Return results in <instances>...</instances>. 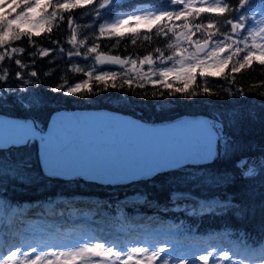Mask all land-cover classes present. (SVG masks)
<instances>
[{
  "label": "trees",
  "instance_id": "16d2710c",
  "mask_svg": "<svg viewBox=\"0 0 264 264\" xmlns=\"http://www.w3.org/2000/svg\"><path fill=\"white\" fill-rule=\"evenodd\" d=\"M60 2L62 0H52L53 5ZM102 2L92 0V4H81L69 11L57 10L56 19L43 28L32 30L30 36H22L0 47V53L5 48L17 49L0 61V78L7 73L6 80L0 79V94L7 93L4 97L6 102L0 101V117H13L29 127L35 124V128L44 133L52 115L59 110L109 111L149 125L163 124L184 116H201L214 132L216 143L220 137V155L211 163L183 164L133 180L102 183L81 175L46 174L40 161L39 140L32 136L26 144L0 150V234L16 231L18 235L15 237H22L24 233L19 230L27 223L19 221L21 212L18 210L11 223L6 222V215L13 207L27 204L34 209L33 214L28 219H24L26 214H21V219L32 223L31 238L40 240L41 235L37 233L41 231L44 239H50L52 235L63 239L61 232L65 230L67 235L66 229L70 227L78 234L85 231L80 227L81 218H74L73 214L78 209L74 204L80 201L88 218L99 219L103 223L100 227H93L116 233L120 241L128 232L136 231H141L143 237L159 234L164 238L197 233L199 236L208 234L214 239L224 235L237 242L247 233V240L252 244L264 239V66L253 61L240 72L232 73V64H229L223 71L218 69L215 72L218 76L209 75L203 79L197 70V80L189 92L195 90L199 94L192 96L174 93L175 87L181 86L179 82L173 84V89L166 90L161 85L153 86L151 76L126 73L127 68L97 65L96 53H87V48L95 46L97 53H110L127 59H143L151 55L153 67L167 64L166 58L173 54L177 39L172 32L167 36L157 33V27L165 22L152 25L151 31L146 26L135 25V37L127 27L121 30L124 33L122 37L109 32L101 36L99 25L144 7L170 11L182 9L181 5H171L169 0H114L108 8L101 9L100 17L96 18ZM221 2L227 3L233 11L189 16V27L214 20L219 33H230L226 21L235 20L239 0ZM21 10L17 9V12ZM51 11L53 9L49 7L48 12ZM69 19L76 31V45L70 43L73 33L68 26ZM167 23L169 26H182L185 20L173 19ZM48 27H51V32L47 31ZM219 33L213 38L221 37ZM133 39L135 43H132ZM42 49L51 51L48 56H41ZM77 51L80 56L68 55ZM161 52L164 63L159 59ZM243 55L234 57L232 63ZM16 59L23 67L15 64ZM144 68L145 72L149 70L147 64ZM31 71H36L37 77H30ZM88 71L93 72L92 78L86 76ZM102 71L117 73V87H111L112 81H109L105 90V84L95 81V75ZM17 72L22 73L24 83L15 78ZM130 78L133 81L131 85L124 83ZM85 81H88L91 91L85 86L77 93L64 94L67 87ZM140 84L144 86L140 87ZM58 86L62 89L60 92L52 91ZM203 87L211 89L212 94H204ZM20 88L24 91H19ZM241 88L243 95L237 91ZM229 92L233 94L229 95ZM37 94L41 103L31 111L22 108L16 99L22 95L32 99ZM23 103L28 105V100ZM225 139L228 141L226 155ZM20 162L27 167L19 169L16 173L19 176L13 178L5 174L7 168H16ZM139 196L141 198H136ZM228 202H232L229 207H221ZM46 204L51 205L50 209L45 207ZM37 217L42 219L38 224L33 221ZM157 228L162 232H154ZM165 228L173 229L165 233Z\"/></svg>",
  "mask_w": 264,
  "mask_h": 264
},
{
  "label": "snow or ice",
  "instance_id": "6c2138e0",
  "mask_svg": "<svg viewBox=\"0 0 264 264\" xmlns=\"http://www.w3.org/2000/svg\"><path fill=\"white\" fill-rule=\"evenodd\" d=\"M205 0H200L201 4H204ZM114 0H103L99 5V9L96 12V18L100 17V10L108 8ZM171 5H181L182 9L178 11H170L167 9H143L142 14H129L126 16H117L111 23H101L99 25V33L101 36L105 32L114 34L117 37L124 35L121 32L122 28H129L131 35L134 37L137 35L135 31V25H145L148 31H151L152 25L158 24V22H165L157 27V33L167 36L169 32L176 35L177 40L183 41L188 47H194L195 51L189 53L187 48L177 46L172 55H169L167 61H173L175 63L172 66L160 68L158 73H151L152 76H159V79H151L150 83L153 86L161 85L163 89H173V84L180 83V87H175L174 93L189 94L192 96L199 93L195 90L189 92L191 86L195 84L197 80V70H199L200 78H205L209 75L216 77L218 73H208L205 70L208 68L219 69L223 71L229 64H232L231 72L238 73L246 65H251L253 61H258L260 65L264 66V0H239V8L235 9L238 12L235 20L228 19L227 25L230 26L231 34L219 33L217 23L214 20H209L207 24H194L189 27L187 23L189 16L199 17L203 13H228L233 11L230 9L227 3H222L221 0H215V2L209 6L198 7L196 0H169ZM81 4H92V0H62V2L53 5L52 0H0V47L6 46L9 41H17L22 36H30L33 29H41L45 25L49 24L51 20L56 19L57 10L69 11L75 9ZM49 7L53 11L48 12ZM10 8V11L8 9ZM17 9H22L17 12ZM254 13L251 17L248 13ZM7 13V15L5 14ZM15 13V15H13ZM10 17V18H9ZM183 18L185 23L181 25L172 24L169 26L168 21L180 20ZM250 21V23H246ZM25 25L27 26L25 28ZM68 26L72 30V37L70 43L76 45V31L73 28V22L68 20ZM167 29V31H165ZM179 32L177 34V30ZM194 29V31H193ZM247 29L245 36L241 39H236L238 32ZM51 27L47 28L48 32H51ZM195 32H202L205 39L202 41L192 40V36ZM219 33L221 36L218 40H213V37ZM147 39V37H145ZM252 39L251 46L248 44V40ZM259 41V42H258ZM135 39L132 43H135ZM80 43H83L81 41ZM240 45H243L241 47ZM16 48L10 50L5 48L3 53H0V61L5 59L6 55L15 53ZM22 51V50H21ZM49 49L40 50L41 56H48ZM87 53H96L95 63L97 65H115L117 67H123L129 63V59H122L119 56H104L101 53H97V47L87 48ZM160 50L157 49V52ZM227 53V55H225ZM241 53H244L242 58L233 62L234 57H239ZM69 56H80V52L68 53ZM160 62L164 63L163 53H160ZM130 63L135 66L136 60L131 59ZM16 65H21L19 59L15 60ZM141 65L147 64L151 69L154 64L153 57L151 55L145 56L141 61ZM77 71H80L77 69ZM36 71L29 73L30 77H37ZM139 75V73H137ZM86 76L93 77V72L88 71ZM117 73L114 71H102L95 75V81L105 84V90L109 81H112L111 87H117L115 79ZM169 77L172 78V82H169ZM7 73L0 79L6 80ZM15 78L21 83H24V78L21 72L15 74ZM143 79V77H141ZM132 79H126L124 83L128 85L132 84ZM87 86L91 91V86L88 81L82 83H76L74 87H67L64 92L65 95L77 93L78 90ZM143 87V84L139 85ZM61 87H56L52 91L60 92ZM19 91L23 92L24 89L20 88ZM204 94H212L211 89L203 87ZM243 95V89L237 90ZM229 92V95H232ZM7 93L0 94V101L6 102L4 97ZM17 102L20 103L22 108L26 111H31L38 107L41 103L39 95L37 94L32 99H28L27 96H18ZM24 100H28V105L23 103ZM36 125L33 124L32 128ZM217 131H219L217 129ZM29 138H21L20 140H13L11 142L12 147L20 146L21 144L28 143ZM225 148V155L227 154L228 141H223ZM220 137H217V149L215 152L211 147L203 152L197 153L199 158L204 163L213 162L219 155ZM0 150L3 149V142H0ZM42 160L47 162L48 171L46 174L56 175L60 171L58 164L53 163L52 158L47 149ZM23 162H20L16 168L9 167L6 175L13 176L19 171L20 168H25ZM153 171H155L153 169ZM232 202L222 205V208H227ZM240 244L243 245V253L233 251L232 249L225 250L223 248H214L212 250L205 249L203 252L192 251L189 256H182L178 253L177 245L167 239H162L159 234L149 236L145 240L130 241L127 244H121L119 241L106 240L99 236H83L76 239L74 243L65 242L63 244H48L43 236L37 244H14L8 249V253L0 255V264H209L211 257V264H223L227 261V264H264V249L261 254L256 256L251 254V249L260 248L264 245V239H261L256 244H252L247 240V233L244 237L239 238ZM171 245V251L169 250ZM51 249V250H49ZM182 250V249H181ZM22 258V259H21Z\"/></svg>",
  "mask_w": 264,
  "mask_h": 264
},
{
  "label": "water",
  "instance_id": "95a60500",
  "mask_svg": "<svg viewBox=\"0 0 264 264\" xmlns=\"http://www.w3.org/2000/svg\"><path fill=\"white\" fill-rule=\"evenodd\" d=\"M105 66L123 69L127 64L123 67ZM16 120L0 117L3 148L11 146L13 140H20ZM36 133L45 173L48 164L42 157L47 149L53 163L60 167L56 175H81L102 183H112L117 179L128 181L183 164L204 163L197 153L209 147L215 152L212 132L201 116H184L163 124L149 125L115 112L59 110L52 115L45 132Z\"/></svg>",
  "mask_w": 264,
  "mask_h": 264
},
{
  "label": "rangeland",
  "instance_id": "374dc122",
  "mask_svg": "<svg viewBox=\"0 0 264 264\" xmlns=\"http://www.w3.org/2000/svg\"><path fill=\"white\" fill-rule=\"evenodd\" d=\"M196 2H197V6L198 7H203V6H209V5L213 4L215 2V0H205L204 4H201L200 3V0H196ZM143 9H151V8H146V7L140 8V9L136 10L134 13H136V14H142V11L141 10H143ZM252 15H254V13H251V12L248 13V16L249 17H251ZM121 16H124V15H121ZM113 20L110 21V22H107V23H111V22H113ZM246 23H250V21H248ZM141 25L142 26H145L143 24H141ZM25 27H27V26L25 25ZM33 30H36V29H33ZM121 30H123V28ZM193 31H194V29H193ZM246 31H247V29L238 32V34H237V36L235 38L236 39L243 38L245 36ZM225 33H228V32H225ZM228 34H231V30H230V33H228ZM203 36L204 35H203L202 32H195V34L192 36V40L193 41H196V40L202 41L203 40ZM220 38L221 37L213 38V40H218ZM252 43H253L252 39H249L248 40L249 46H251ZM178 45L187 48V50H188L189 53L195 51L194 47H188V45L186 43H184L183 41L177 40L176 41V46H178ZM240 46L243 47V45H240ZM225 55H227V53ZM130 60L131 59H129V63L127 64V66L125 68H123V69H126L127 68L126 73H139V74H144V75H147V76H151L152 79H159V76L158 75L152 76L151 73H158L159 70H160V68L172 66L175 63V59H174L173 61H169L167 64L162 65L160 67H153V65H154L153 64L151 66V69L149 68V70L145 72L144 71V69H145L144 68V65H141L140 64V61L142 59H134V60H136V65L135 66H133L130 63ZM217 70L218 69L208 68L205 71L206 72H214L215 73ZM169 78H171V77H169ZM1 118H9V117H1ZM16 121L20 125H22L23 127H26L29 130H31L32 133H33L32 135L30 134L31 132L28 133L24 138H29V137H32V136H34V137L36 136L38 138V134L36 132L42 134V132L38 131L36 128H32V127L26 126L24 124H21L18 120H16ZM212 133L215 136L214 132H212ZM215 147H217L216 140H215ZM15 175L19 176L20 174H15ZM144 175H148V174H144ZM131 180H133V179H131ZM136 198H141V197L139 196V197H136ZM28 206H30V205L27 204V205H24V206H22L20 208L15 206L12 209H10L9 212H8V214L6 215V222L11 223L12 220H13V218L15 219L14 216L17 213H19V212H21V214H23V215L26 214L25 215L26 217L24 216V219H28L29 218V215L33 214L32 211H34L33 208H30ZM74 206L76 208H78L75 211H73L74 218H76V217L77 218L78 217L81 218V221H80L81 222L80 223L81 225H80V227L83 228V229H85V231H82V232L80 231V233L77 234V233H75V230H72V228L70 227V228L66 229L67 235L64 233L65 230H64V232H61L60 235L63 236V239L62 238L61 239L55 238V235H52L50 239H46L45 240L48 244H63L65 242H72V243H74L76 239H79L80 237H83V236H88V237H91V236H99V237H103L106 240H112V241H114L116 239V235H115L116 233L109 232L110 230L109 231H106L104 228L96 229L97 225H99L98 227H100V225H103V223H100V220L99 219L97 221L94 218H88L87 214L82 211L83 210L82 202H80V201L79 202H76L74 204ZM45 207L47 209H50L51 205L50 204H46ZM18 210H19V212H18ZM21 214H19L20 216H18L19 221L20 222L27 223V224H23L21 226V229H20V232H22L24 234H22V237H17V238L15 237V235H18L17 234L18 232H16V231L14 233L12 232V234H11L10 231H7L5 233V235L0 234V255L7 254L8 253V249L10 247H12V245H14V244L27 245V244H37L39 242V239H35V238H31L30 237V234L32 235V233H33L32 232V227H31L32 223L26 222L27 220L26 221L25 220H22L23 219L22 218L23 215H21ZM38 214L41 215V213H38ZM137 215H140V214H137ZM141 217H142V215H141ZM85 219H90V220L85 221ZM83 220H84V222H83ZM33 221H37V224H38L39 222L42 221V219H38V217H37ZM9 225H11V224H9ZM94 225H96V227H93ZM137 227H139L138 230H142V228H140L141 226H137ZM172 229L173 228H165L163 231L165 233L166 232L168 233V232H172ZM97 231H99L102 234H96ZM154 232L160 233V232H162V230L159 229V228H157V229L154 230ZM143 233H146V232H143ZM37 234L42 236L43 235V232L40 231ZM56 237H58V236H56ZM148 238H149L148 236H144L143 237V234H142L141 231L140 232L139 231H136V232H128L127 235L125 236L124 240H123V243H121V244L123 245V244L129 243L130 241L145 240V239H148ZM161 238L162 239L171 240V241H173L177 245L178 253H173V255L179 254V255H182V256H189L192 251L203 252L205 249L212 250L214 248H223L225 250L232 249L233 251H238V252L243 253V245L242 244L235 243V242H231L226 237H223L221 239V241H220L221 243L215 242L214 240H216V239L211 240L212 237H210L208 234H205L203 236H199V234H197V233L196 234H193V235H187L186 237H183V238H181V237L180 238L179 237H166V238L161 237ZM197 238H199V239H197ZM204 241H206V243ZM229 243H231V244H229ZM168 247H169V250L171 251V247L172 246L169 245ZM262 249H264V245H261L260 248L251 249V254H254L256 256H259L261 254ZM49 250H51V249H49ZM209 264H211V257H210V260H209ZM223 264H227V261H224Z\"/></svg>",
  "mask_w": 264,
  "mask_h": 264
},
{
  "label": "bare ground",
  "instance_id": "6f19581e",
  "mask_svg": "<svg viewBox=\"0 0 264 264\" xmlns=\"http://www.w3.org/2000/svg\"><path fill=\"white\" fill-rule=\"evenodd\" d=\"M15 124H16V127H17V133H19L20 139L24 138L31 131L28 128L23 127L22 125H20L17 121H15ZM211 140H212L213 147L215 149V136L212 133H211Z\"/></svg>",
  "mask_w": 264,
  "mask_h": 264
}]
</instances>
